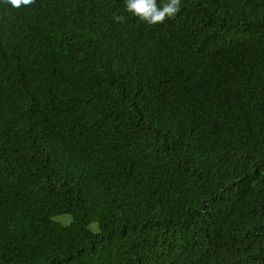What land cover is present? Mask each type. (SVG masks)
<instances>
[{
  "label": "trees",
  "instance_id": "1",
  "mask_svg": "<svg viewBox=\"0 0 264 264\" xmlns=\"http://www.w3.org/2000/svg\"><path fill=\"white\" fill-rule=\"evenodd\" d=\"M125 2L0 0V264H264V0Z\"/></svg>",
  "mask_w": 264,
  "mask_h": 264
},
{
  "label": "clouds",
  "instance_id": "2",
  "mask_svg": "<svg viewBox=\"0 0 264 264\" xmlns=\"http://www.w3.org/2000/svg\"><path fill=\"white\" fill-rule=\"evenodd\" d=\"M12 7L29 6L34 0H5ZM181 0H126L125 11L139 18L149 25L163 23L166 19L175 17L180 12ZM115 22H124L122 15L114 16Z\"/></svg>",
  "mask_w": 264,
  "mask_h": 264
}]
</instances>
